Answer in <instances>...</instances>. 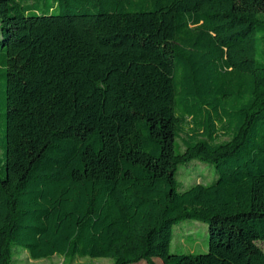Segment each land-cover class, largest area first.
<instances>
[{
    "label": "trees",
    "instance_id": "16d2710c",
    "mask_svg": "<svg viewBox=\"0 0 264 264\" xmlns=\"http://www.w3.org/2000/svg\"><path fill=\"white\" fill-rule=\"evenodd\" d=\"M0 22V264H264V0H0ZM200 162L217 178L183 188ZM184 220L207 252H171Z\"/></svg>",
    "mask_w": 264,
    "mask_h": 264
},
{
    "label": "rangeland",
    "instance_id": "374dc122",
    "mask_svg": "<svg viewBox=\"0 0 264 264\" xmlns=\"http://www.w3.org/2000/svg\"><path fill=\"white\" fill-rule=\"evenodd\" d=\"M1 36V22H0ZM182 145V150H184ZM200 164H203L201 166ZM183 188L195 182H211L217 178L215 167L210 163H198L193 167L180 166L177 174ZM204 180V181H203ZM264 249V242L259 243ZM174 253H205L208 251V224L202 221L184 220L174 226V234L170 246ZM14 258L12 264H114L113 258L76 259L69 262L65 257L55 255L49 258L35 260L20 246L13 247Z\"/></svg>",
    "mask_w": 264,
    "mask_h": 264
}]
</instances>
